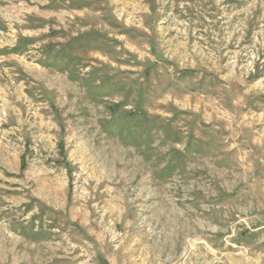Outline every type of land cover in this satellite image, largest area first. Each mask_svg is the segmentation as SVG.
Masks as SVG:
<instances>
[{"label":"rangeland","instance_id":"obj_1","mask_svg":"<svg viewBox=\"0 0 264 264\" xmlns=\"http://www.w3.org/2000/svg\"><path fill=\"white\" fill-rule=\"evenodd\" d=\"M84 1L0 0V264H264V0Z\"/></svg>","mask_w":264,"mask_h":264},{"label":"crops","instance_id":"obj_2","mask_svg":"<svg viewBox=\"0 0 264 264\" xmlns=\"http://www.w3.org/2000/svg\"><path fill=\"white\" fill-rule=\"evenodd\" d=\"M74 2L75 5L73 4ZM77 2L82 3L85 2L84 0H69V4L71 6H69V15L72 17H74V14H82L84 12V6H78ZM48 3V2H47Z\"/></svg>","mask_w":264,"mask_h":264}]
</instances>
